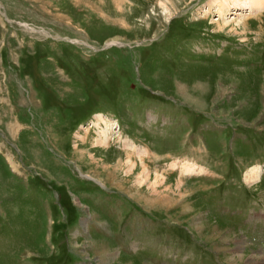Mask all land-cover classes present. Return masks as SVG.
<instances>
[{"label":"rangeland","instance_id":"rangeland-1","mask_svg":"<svg viewBox=\"0 0 264 264\" xmlns=\"http://www.w3.org/2000/svg\"><path fill=\"white\" fill-rule=\"evenodd\" d=\"M236 7L0 0V264L264 259V8Z\"/></svg>","mask_w":264,"mask_h":264},{"label":"bare ground","instance_id":"bare-ground-1","mask_svg":"<svg viewBox=\"0 0 264 264\" xmlns=\"http://www.w3.org/2000/svg\"><path fill=\"white\" fill-rule=\"evenodd\" d=\"M216 2H217V11L216 12L219 16H221V18H224L228 15H236L238 17H241L242 13L234 12V14H233V12H231L232 10L234 11V9L237 8L236 6H241V9H245V8L249 7V9L253 8V10L254 9H257V10L260 9L261 10V8H264V0H216ZM227 24H228V22H225L224 24L219 25V28L227 26ZM101 119H102L101 115L95 116V121H93L91 125H93V127H95L96 129L97 128L100 129V132L98 133V138L95 141L96 145L106 146L107 143L109 142V139H108L109 129H107L108 128L107 127L104 130H102V128L100 126L102 124ZM105 125L107 126V124H105ZM9 130H10V132H13L14 126H12V125L9 126ZM85 130L88 131L89 128H87ZM192 169H194V168H192ZM263 172H264V168L262 170V168L259 166H255L253 168H250L245 174V177H244L245 182L248 184H253L254 182H256L258 180L259 176ZM254 264H264V259H259L258 261H254Z\"/></svg>","mask_w":264,"mask_h":264}]
</instances>
